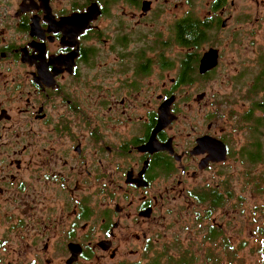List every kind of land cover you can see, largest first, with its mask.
Returning a JSON list of instances; mask_svg holds the SVG:
<instances>
[{
	"label": "flooded vegetation",
	"instance_id": "flooded-vegetation-1",
	"mask_svg": "<svg viewBox=\"0 0 264 264\" xmlns=\"http://www.w3.org/2000/svg\"><path fill=\"white\" fill-rule=\"evenodd\" d=\"M261 119L264 0H0V264H151L189 216L236 234Z\"/></svg>",
	"mask_w": 264,
	"mask_h": 264
},
{
	"label": "rangeland",
	"instance_id": "rangeland-1",
	"mask_svg": "<svg viewBox=\"0 0 264 264\" xmlns=\"http://www.w3.org/2000/svg\"><path fill=\"white\" fill-rule=\"evenodd\" d=\"M256 39L260 38L256 37ZM223 83L224 81L220 76L218 77L217 81H210L209 90L216 91L220 87L224 88ZM251 172H253L252 175L254 176H258L259 174L264 173V164L256 165L254 170ZM252 175H240L241 179L239 180V183L236 184V189H239L236 191V194L240 196V207H238L240 213H232L226 210H219L217 212V217L222 221L224 220V218L228 219V216H230L232 217L231 221L229 220L230 225L232 226L233 224H237V233L234 234L233 232H230L228 230L225 232L226 236H224L223 238L229 239L230 244L232 245H239L241 243H244L243 248L237 254V258L243 259L245 264L257 263V256L254 252L253 254H251L249 250H251V248L255 245L257 238H259L258 231L261 229L264 233V213L261 214L260 212H258L260 207L264 205V196H259L254 193V184H252L253 182L250 181ZM258 207L259 209L257 210ZM225 214L227 216L224 217ZM191 224V216H189V220L186 222H177L175 226L173 225L174 229L171 230L172 234L175 235V237H170L168 240L171 241L172 244V242L177 239L182 243L183 247L188 250V252L198 255L202 253L200 247L198 246L199 243L197 244L196 241L191 240L193 242V245L189 246L186 244L183 238L186 237L187 230H189V232L195 234L197 238L203 240L206 231L203 230L201 224L199 227L196 224H193L194 227L190 228ZM217 245L219 246L220 243L217 242Z\"/></svg>",
	"mask_w": 264,
	"mask_h": 264
},
{
	"label": "trees",
	"instance_id": "trees-1",
	"mask_svg": "<svg viewBox=\"0 0 264 264\" xmlns=\"http://www.w3.org/2000/svg\"><path fill=\"white\" fill-rule=\"evenodd\" d=\"M196 38V35L194 36ZM264 128V120L261 119ZM254 163L264 164V140L258 139V149L257 155L253 160ZM250 176V175H249ZM248 176V177H249ZM254 184V193L256 195H263L264 196V173L259 174L258 176L252 175L251 178ZM227 198L223 201H217L210 204V214L213 212L215 207L222 205V202L227 205L228 204V197L230 194L227 192ZM264 198V197H263ZM234 209V207L232 208ZM259 207L257 208V210ZM260 210V211H259ZM258 212L261 214L264 213V205L260 207ZM257 241L255 245L249 250L251 254L253 252L257 256V263L256 264H264V233L260 229L258 231ZM183 240L186 242L187 245H193V242L184 237ZM217 242L220 245H217ZM208 244V246H206ZM198 246L202 253L194 254L188 252L182 245L179 240H176L168 249L165 250L164 254L154 258L151 264H245L243 259H238L237 254L243 248L244 243L239 245H232L230 244L229 239H224L223 235L219 228L210 227L206 234L203 237V240L199 242Z\"/></svg>",
	"mask_w": 264,
	"mask_h": 264
},
{
	"label": "water",
	"instance_id": "water-1",
	"mask_svg": "<svg viewBox=\"0 0 264 264\" xmlns=\"http://www.w3.org/2000/svg\"><path fill=\"white\" fill-rule=\"evenodd\" d=\"M210 59H206V60H204V58H203V60L201 61V71L202 72H205V71H207V70H210L214 65H215V63H211V61H209ZM209 61V62H208ZM207 64V65H206ZM209 64V65H208ZM205 68V69H204ZM164 113V112H163ZM167 114V113H166ZM166 114H163V116L164 115H166ZM223 159H224V156H223Z\"/></svg>",
	"mask_w": 264,
	"mask_h": 264
}]
</instances>
